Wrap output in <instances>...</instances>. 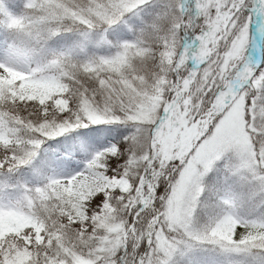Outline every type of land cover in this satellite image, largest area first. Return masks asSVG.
Listing matches in <instances>:
<instances>
[{
	"label": "snow or ice",
	"instance_id": "obj_1",
	"mask_svg": "<svg viewBox=\"0 0 264 264\" xmlns=\"http://www.w3.org/2000/svg\"><path fill=\"white\" fill-rule=\"evenodd\" d=\"M0 264H264V0H0Z\"/></svg>",
	"mask_w": 264,
	"mask_h": 264
}]
</instances>
